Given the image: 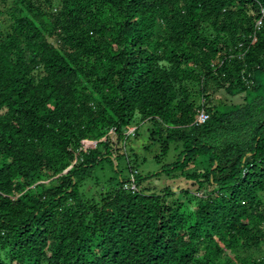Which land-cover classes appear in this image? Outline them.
Masks as SVG:
<instances>
[{
  "label": "trees",
  "instance_id": "obj_1",
  "mask_svg": "<svg viewBox=\"0 0 264 264\" xmlns=\"http://www.w3.org/2000/svg\"><path fill=\"white\" fill-rule=\"evenodd\" d=\"M262 6L0 8V264H264ZM220 91L244 97L213 103ZM201 109L209 118L196 124ZM136 121L156 126L158 162L183 147L161 169L123 178L115 162ZM190 164L204 170L186 175ZM105 165L114 175L101 179ZM174 168L200 195L141 186Z\"/></svg>",
  "mask_w": 264,
  "mask_h": 264
},
{
  "label": "rangeland",
  "instance_id": "obj_2",
  "mask_svg": "<svg viewBox=\"0 0 264 264\" xmlns=\"http://www.w3.org/2000/svg\"><path fill=\"white\" fill-rule=\"evenodd\" d=\"M12 0H0V8H4L6 5H11ZM244 97V94L238 95H230L225 91H220L214 93L212 96L213 103H220L221 101L226 103H235L241 102ZM220 108H224V106H220ZM132 128H137V133L133 134L131 130L127 132L129 137L123 145V148L120 149V155L118 160L115 162V168L119 167L121 170V176L123 178H132L138 172L144 176H146L149 172H154L161 169L165 163L171 162L176 157V152L180 150L183 146L181 142L173 143L170 147L169 154L164 157L161 161H157L155 155L160 151V144L157 140H154L151 135V130L156 129V126L153 125L150 121L138 122L136 121ZM158 126V125H157ZM134 131V132H135ZM155 135L158 138L160 135L159 130L155 131ZM96 142H91V144H95ZM176 144V145H175ZM133 164V166L131 165ZM202 167H197L194 164H190L186 169L185 173L192 174L203 171ZM101 172L99 174L101 179H106L108 176L114 175L112 169L105 165L103 169L99 170ZM137 172V173H136ZM160 176H150L142 181L141 186L149 187L150 189L156 192H162L164 188H170L174 191L172 197H180L183 188L190 187L191 192L194 196L200 195V192L197 191V184H192L191 180H187L182 176V171L180 169L174 168L170 173H165ZM90 184L92 186L91 192H93L96 188V183ZM134 187V185H133ZM98 188L97 190H99ZM90 192V193H91ZM190 206V202L186 203ZM186 205V208H187ZM258 256L261 253H256Z\"/></svg>",
  "mask_w": 264,
  "mask_h": 264
},
{
  "label": "built area",
  "instance_id": "obj_3",
  "mask_svg": "<svg viewBox=\"0 0 264 264\" xmlns=\"http://www.w3.org/2000/svg\"><path fill=\"white\" fill-rule=\"evenodd\" d=\"M263 23H264V6L261 7V17H260V19L257 22V28H260L263 25ZM208 118H209L208 112L205 109H201V110L198 111V113L196 115L195 123L196 124L205 123L208 120ZM135 129H136V127L135 128H131L130 130H131V132H134ZM133 185L134 184L131 185L132 188L135 187V185H134V187H133Z\"/></svg>",
  "mask_w": 264,
  "mask_h": 264
},
{
  "label": "water",
  "instance_id": "obj_4",
  "mask_svg": "<svg viewBox=\"0 0 264 264\" xmlns=\"http://www.w3.org/2000/svg\"><path fill=\"white\" fill-rule=\"evenodd\" d=\"M71 168L72 166H70L67 170H65V173H67Z\"/></svg>",
  "mask_w": 264,
  "mask_h": 264
}]
</instances>
